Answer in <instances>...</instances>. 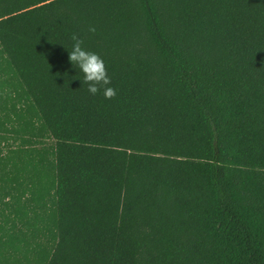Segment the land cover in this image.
<instances>
[{
    "label": "trees",
    "instance_id": "16d2710c",
    "mask_svg": "<svg viewBox=\"0 0 264 264\" xmlns=\"http://www.w3.org/2000/svg\"><path fill=\"white\" fill-rule=\"evenodd\" d=\"M0 141V264H264V0H0Z\"/></svg>",
    "mask_w": 264,
    "mask_h": 264
},
{
    "label": "clouds",
    "instance_id": "9594fccd",
    "mask_svg": "<svg viewBox=\"0 0 264 264\" xmlns=\"http://www.w3.org/2000/svg\"><path fill=\"white\" fill-rule=\"evenodd\" d=\"M88 31L94 32L95 28L90 26ZM71 39L73 43L71 50H67V59L74 69H79L88 93L93 96L100 93L104 99L114 97L116 90L110 85L104 60L97 53L82 47L83 41L77 35L73 34Z\"/></svg>",
    "mask_w": 264,
    "mask_h": 264
},
{
    "label": "rangeland",
    "instance_id": "374dc122",
    "mask_svg": "<svg viewBox=\"0 0 264 264\" xmlns=\"http://www.w3.org/2000/svg\"><path fill=\"white\" fill-rule=\"evenodd\" d=\"M8 142L10 143V142H12V141L9 140ZM2 144H6V142H5V141H0V145H2Z\"/></svg>",
    "mask_w": 264,
    "mask_h": 264
}]
</instances>
